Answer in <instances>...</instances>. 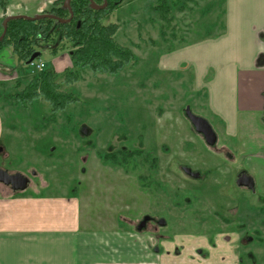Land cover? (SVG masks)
<instances>
[{
    "label": "rangeland",
    "instance_id": "obj_1",
    "mask_svg": "<svg viewBox=\"0 0 264 264\" xmlns=\"http://www.w3.org/2000/svg\"><path fill=\"white\" fill-rule=\"evenodd\" d=\"M164 1L166 12L153 8L159 0H122L103 18V23L117 25L114 41L134 56L115 74L75 68L73 47L65 41L55 55L43 49L32 65L23 63L18 75V54L2 48L5 150L0 167L24 173L29 178L26 193L74 197L77 213L93 218L90 226L99 221L108 232H117L110 235L108 264H218L224 261L221 254L229 257L228 263L236 260L229 253L235 246V253L252 249L264 262V122L244 127V137L225 135L209 106L213 70L198 76L193 64L166 62L175 56L171 52L224 32L226 0ZM25 15H34L33 5ZM39 62L42 70H55L61 90L78 101L57 113L43 98L16 103L14 93L42 71L35 66ZM64 68L76 69L78 80L62 82ZM187 106L210 122L218 149L225 146L231 158L206 145L185 114ZM83 125L90 135L80 134ZM183 166L199 169L202 178L189 177ZM242 167L255 178L254 192L235 182ZM230 211L244 225L231 221ZM146 212L165 219L167 226L158 233L168 237L134 233L133 222L116 224L119 215L137 219ZM217 214L228 219L219 220ZM241 256L243 263L247 259Z\"/></svg>",
    "mask_w": 264,
    "mask_h": 264
},
{
    "label": "crops",
    "instance_id": "obj_2",
    "mask_svg": "<svg viewBox=\"0 0 264 264\" xmlns=\"http://www.w3.org/2000/svg\"><path fill=\"white\" fill-rule=\"evenodd\" d=\"M49 4L52 0H9L5 10L0 8V24L4 15L26 14L31 5L36 15ZM224 18L222 34L173 51L175 56L166 62L193 64L198 76L212 69L214 76L207 84L211 112L225 135L244 137V127L264 122V0H226ZM2 50L0 58L5 55ZM4 135L0 115V154L5 150ZM26 189L13 191L0 183V264H108L110 235L117 232H108L99 221L90 226L88 219L93 218L83 219L77 213L74 197L36 196ZM126 223L131 222L123 215L117 217L118 226ZM229 253L236 260L227 263L229 257L221 254L224 261L218 264H264L256 257L240 263L235 250Z\"/></svg>",
    "mask_w": 264,
    "mask_h": 264
},
{
    "label": "trees",
    "instance_id": "obj_3",
    "mask_svg": "<svg viewBox=\"0 0 264 264\" xmlns=\"http://www.w3.org/2000/svg\"><path fill=\"white\" fill-rule=\"evenodd\" d=\"M65 0H55L46 13L60 18H68L69 9L64 6ZM101 4L103 0H93ZM102 9L90 7V0H70L73 16L68 22H59L52 18L28 20L24 18L11 19L7 23L6 33L0 41V50L11 47L21 61L17 72L23 73V63L35 52L47 49L56 54L68 41L73 47L70 54L75 68L88 67L93 73H117L134 58L127 49L118 45L113 35L117 25L103 23V18L112 13L122 0H106ZM155 4L153 8L166 12L168 7L164 0ZM6 1L0 0V7L5 9ZM4 19V18H3ZM0 24V32L2 31ZM60 75L53 69L42 70L39 75L29 79L20 92L14 93L16 103L22 105L43 98L49 103L52 113L64 110L68 105L78 101V97L71 92L61 90ZM79 78L76 69L64 68L61 81L66 85L72 84Z\"/></svg>",
    "mask_w": 264,
    "mask_h": 264
},
{
    "label": "flooded vegetation",
    "instance_id": "obj_4",
    "mask_svg": "<svg viewBox=\"0 0 264 264\" xmlns=\"http://www.w3.org/2000/svg\"><path fill=\"white\" fill-rule=\"evenodd\" d=\"M107 2V1H106ZM103 3V1H102ZM101 3V4H102ZM97 4V3H96ZM42 13H46V12H42ZM70 16V15H69ZM45 50V49H44ZM42 53V51H41ZM193 113V112H192ZM196 115V114H195ZM199 116V115H198ZM202 117V116H201ZM188 118V117H187ZM204 118V117H203ZM206 119V118H205ZM190 121V120H189ZM208 121V120H207ZM209 122V121H208ZM191 123V122H190ZM210 124V122H209ZM192 125V123H191ZM211 125V124H210ZM193 129L196 131L195 127L192 125ZM212 127V125H211ZM213 128V127H212ZM215 131V130H214ZM216 133V131H215ZM197 134L201 135V137L203 138V140L205 141L206 145H208L210 148H213V152H215V154H225L228 158L230 157L231 158V154L228 152L227 148L225 146L222 145V147L220 149H218L217 147V143H218V136H217V133H216V140L213 142V144L209 145L207 142H206V139H205V136L200 133V132H197ZM183 171L185 174L189 175V177L191 176V178L193 179H201L202 178V173H200L199 169L196 168V170H191V168L187 167V166H183L182 167ZM249 177L252 178L253 182L249 179ZM235 182L236 184L243 188V189H246L248 191H251V192H254L255 190V186H256V181H255V178L252 174H250L246 168L242 167V168H239L238 170H236L235 172ZM248 183V184H246ZM250 183L252 186H250ZM253 186H254V189H253ZM246 195V194H245ZM232 207L231 210L234 208L236 209V206H230ZM219 209H221L220 207H218ZM221 211V210H220ZM231 213H229V215L227 216L228 218L231 219V221H234L236 222L237 224L240 223L239 220H234V219H238V217L235 218V213H233L232 211H230ZM235 212V211H234ZM230 215L232 217H230ZM122 216V215H119V217ZM127 221H130V222H133L134 223V226L136 228V231L139 232V233H148L150 235H153L156 239H161L163 238L164 236L168 237L169 235L168 234H163V232L161 234L158 233L159 230H161L162 228H165L167 226V222L165 221V219L162 217V216H157L151 212H146V213H143L139 218L137 219H132L130 218L129 216H126V215H123ZM234 216V217H233ZM216 217L219 219V220H222V219H228L226 217H222L220 214H217ZM244 224L240 223V226H242ZM137 227H140L141 230H137ZM239 234L236 238V242L240 240L239 238ZM251 237L250 236H247V240H249ZM238 248L237 246H235L234 250L236 251ZM243 249V252H238V254L240 255V261H243L242 259V256L241 254L243 253V255L246 257L247 260H252L254 258V252H252V249H247V248H242ZM155 251L158 250V247H155L154 248ZM242 251V250H241ZM198 254L200 255H204L206 254V252L202 249V250H199L198 249Z\"/></svg>",
    "mask_w": 264,
    "mask_h": 264
},
{
    "label": "water",
    "instance_id": "obj_5",
    "mask_svg": "<svg viewBox=\"0 0 264 264\" xmlns=\"http://www.w3.org/2000/svg\"><path fill=\"white\" fill-rule=\"evenodd\" d=\"M106 4H107L106 0H103L102 4H96L93 0H90V7L93 9H102L106 6ZM64 6L69 9L70 16L68 18H60L49 13H39L34 16H28L25 14H14V15L5 16V18L2 20L3 29L2 32L0 33V41L3 39L6 33L7 23L11 19L24 18L28 20H36L40 18H52V19H56L59 22L70 21L73 16L70 7V0H65ZM39 54L40 52L33 53L30 56V58L26 61V64H30L33 60H35L39 56ZM185 114L192 123V125L195 127L196 131L202 133L205 136L206 142L209 145L213 144V142L216 140V133L209 124V122L207 121V119L192 113L188 106L185 108ZM80 134L84 136H88L91 134V130L90 128H88V126L83 125L80 129ZM249 179L253 182L251 177H249ZM0 183L9 186L13 191H22L27 188L29 184V178L20 172L10 173L8 170L0 167ZM250 186H252L251 183ZM137 230H141V228L137 227Z\"/></svg>",
    "mask_w": 264,
    "mask_h": 264
},
{
    "label": "built area",
    "instance_id": "obj_6",
    "mask_svg": "<svg viewBox=\"0 0 264 264\" xmlns=\"http://www.w3.org/2000/svg\"><path fill=\"white\" fill-rule=\"evenodd\" d=\"M34 61H32L30 64L32 65ZM38 70H42L44 68V64L42 62H39L35 65Z\"/></svg>",
    "mask_w": 264,
    "mask_h": 264
}]
</instances>
